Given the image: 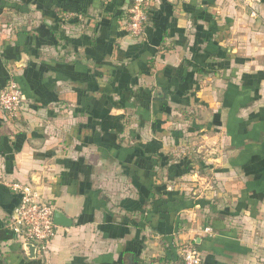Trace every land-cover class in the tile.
Masks as SVG:
<instances>
[{
	"label": "crops",
	"instance_id": "0c3cea01",
	"mask_svg": "<svg viewBox=\"0 0 264 264\" xmlns=\"http://www.w3.org/2000/svg\"><path fill=\"white\" fill-rule=\"evenodd\" d=\"M148 2L134 38L129 0H0V264H264V0ZM10 182L72 220L42 256Z\"/></svg>",
	"mask_w": 264,
	"mask_h": 264
},
{
	"label": "built area",
	"instance_id": "2783aa9c",
	"mask_svg": "<svg viewBox=\"0 0 264 264\" xmlns=\"http://www.w3.org/2000/svg\"><path fill=\"white\" fill-rule=\"evenodd\" d=\"M247 7L252 16L260 5V0H239ZM148 0H129L128 17L125 23L126 32L134 37L141 38L144 26L148 20ZM25 102L21 88L10 78L0 89V109L8 117L18 116L24 109ZM8 186L20 194V200L13 209L10 227L21 238L22 243H32L36 247V255L42 256L46 252L48 243L57 234L58 226L53 222L54 206L42 200L31 185L19 182H10ZM203 231L210 233L209 226ZM182 264H201V252L194 242L186 241L180 244Z\"/></svg>",
	"mask_w": 264,
	"mask_h": 264
},
{
	"label": "water",
	"instance_id": "95a60500",
	"mask_svg": "<svg viewBox=\"0 0 264 264\" xmlns=\"http://www.w3.org/2000/svg\"><path fill=\"white\" fill-rule=\"evenodd\" d=\"M53 222L57 226L68 227L72 225V220L58 210H54L53 212ZM23 249L26 251L29 258H34L36 255V247L32 243L23 244Z\"/></svg>",
	"mask_w": 264,
	"mask_h": 264
},
{
	"label": "rangeland",
	"instance_id": "374dc122",
	"mask_svg": "<svg viewBox=\"0 0 264 264\" xmlns=\"http://www.w3.org/2000/svg\"><path fill=\"white\" fill-rule=\"evenodd\" d=\"M194 141L196 140V145L198 144V142H199V140H198V136L196 135L195 136V139H193ZM194 145V144H193ZM197 147H198V145H197Z\"/></svg>",
	"mask_w": 264,
	"mask_h": 264
}]
</instances>
